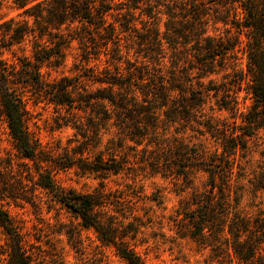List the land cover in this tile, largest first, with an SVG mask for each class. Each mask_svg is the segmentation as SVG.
Masks as SVG:
<instances>
[{
  "label": "trees",
  "instance_id": "trees-1",
  "mask_svg": "<svg viewBox=\"0 0 264 264\" xmlns=\"http://www.w3.org/2000/svg\"><path fill=\"white\" fill-rule=\"evenodd\" d=\"M10 1L18 14L0 19V116L16 159L0 156V264H33L5 205L58 206L127 264H145L128 241L142 225L135 208L125 223L128 196L104 184L138 171L192 189L172 229L212 262L264 264V165L249 178L238 162L264 136V0ZM70 55L71 74L51 76ZM38 105L74 130L61 152L32 129ZM72 169L100 186L60 185L55 174Z\"/></svg>",
  "mask_w": 264,
  "mask_h": 264
},
{
  "label": "rangeland",
  "instance_id": "rangeland-1",
  "mask_svg": "<svg viewBox=\"0 0 264 264\" xmlns=\"http://www.w3.org/2000/svg\"><path fill=\"white\" fill-rule=\"evenodd\" d=\"M10 5V0H0V19L2 16H17L18 12L8 9ZM4 57L10 58L11 55ZM72 63L73 57L70 55L66 66L49 72L53 77L61 74L70 75ZM32 110V129L36 136L48 150L61 152L74 138V130L57 122V114L52 107L38 105ZM222 116L227 117V114L222 113ZM183 136L186 139L192 134L188 132ZM9 140L6 123L0 116V156L10 155L16 159V152ZM206 143L209 151L215 149L212 140L209 139ZM143 155L140 152L139 156L135 155L137 159L132 158L131 162H138V158L142 161ZM263 155L264 136L249 140L247 156L238 159L244 171L241 173L250 174L249 178H252L253 174H258L264 165ZM235 170L238 171V168ZM55 179L60 185L79 192H91L101 184V180L95 176H80L74 169L59 171L55 174ZM181 181L179 185H175L176 179L151 176L147 171H138L136 175L129 173L112 175L104 180L107 190L121 192L122 196L129 198L123 209V214L126 212L129 218L125 223L133 221L128 214L134 208V213L140 218L139 223L142 225L138 233L131 234L133 239L128 241L145 264H216L209 258V248H202L190 239L180 238L172 229L174 227L172 217L179 209L180 203L188 200L192 193V189H184V186L180 185ZM158 196L163 198L159 205L154 201ZM256 201H262L264 205L263 196ZM5 207L25 228L33 264H127L116 255L112 246L100 242L93 229L82 228L78 220L65 209L54 206L47 211L46 205H43L40 211H35L29 205H22L21 208L14 205ZM246 209L255 210V207Z\"/></svg>",
  "mask_w": 264,
  "mask_h": 264
}]
</instances>
